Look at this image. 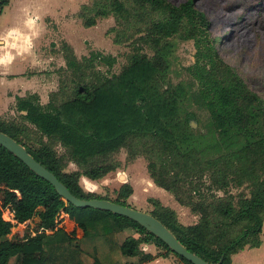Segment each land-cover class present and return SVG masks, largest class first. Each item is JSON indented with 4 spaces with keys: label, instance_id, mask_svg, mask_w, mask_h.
I'll return each instance as SVG.
<instances>
[{
    "label": "trees",
    "instance_id": "16d2710c",
    "mask_svg": "<svg viewBox=\"0 0 264 264\" xmlns=\"http://www.w3.org/2000/svg\"><path fill=\"white\" fill-rule=\"evenodd\" d=\"M9 1L0 0V11ZM111 13L127 26L145 24L122 69L111 72L116 59L112 54L91 50L79 57L72 44L63 40L65 66L58 88L50 91L46 103L36 92L17 95L14 106L19 116L6 119L0 115V130L24 144L75 195L84 198L111 199L85 190L80 178L95 180L117 169L116 151L126 147L129 158L145 155L154 182L189 206L198 220L182 223L174 208L154 198L151 212L189 250L211 263L232 264L233 253L261 242L264 99L221 57L208 16L192 0L178 5L168 0H93L92 4L84 2L80 10L88 27ZM175 38L194 41L195 60L187 66L195 82L190 91L169 77ZM144 45L152 48V54L142 49ZM99 63L109 65L108 71L99 69ZM188 92L206 107L208 132L216 133V142L207 145L209 137L181 116V103ZM69 162L77 168L67 170ZM245 183L248 193L230 192L231 185ZM132 191L124 183L111 200L128 204L125 198ZM77 208L87 207L66 200L48 180L0 144V264H11L12 257L13 264H46L45 245L63 239L79 248L81 239L90 233L85 221L68 218ZM95 209L110 215L105 231L132 227L139 233L126 236L119 246L122 254L138 256L136 264H148L157 257L144 251L141 243L164 247L160 256L174 252L136 220ZM5 210L13 212V217L7 218ZM36 213L39 220L30 225ZM60 232L63 238L51 237ZM174 253L186 264H194ZM91 264L104 263L95 255Z\"/></svg>",
    "mask_w": 264,
    "mask_h": 264
},
{
    "label": "rangeland",
    "instance_id": "374dc122",
    "mask_svg": "<svg viewBox=\"0 0 264 264\" xmlns=\"http://www.w3.org/2000/svg\"><path fill=\"white\" fill-rule=\"evenodd\" d=\"M92 4L93 0H35V6L38 8H48L59 10L57 13L62 15L55 19H48V27L53 31L54 36H48L46 41L40 44L43 52L41 53L40 68L46 72L50 67V59H46V54L55 53L58 57H63L61 52V44L63 40L72 44L76 54L81 57L84 54L89 55L91 50H100L105 54L115 56V62L110 67L111 72H119L123 65L127 63L128 56L132 52L134 42H138L136 36L144 33L145 24L139 25L137 28L127 26L122 20L116 19L111 13L105 17H98L97 22L92 26H85L83 18L80 14L81 5L84 2ZM172 4L178 5L186 0H168ZM194 6L205 12L208 16L210 24L209 30L211 35L216 39V45L221 57L229 63L246 81L248 87L258 93L264 99V0H192ZM236 11H242L238 18H241L243 24L249 29L250 42L244 47H238L234 43V20L237 16ZM67 12L66 14H64ZM15 12L9 11L7 8L2 16L1 22L6 25L14 19ZM229 19H226V18ZM57 22V23H55ZM119 36V37H118ZM118 37V40H116ZM175 46L170 60L169 77L173 83L185 85L188 91L194 88L195 82L187 70V66L195 60V45L193 39L175 38ZM149 54L153 50L148 45L142 48ZM46 51V52H45ZM65 63V59L63 57ZM54 70L59 75L63 74L62 67H58V61H53ZM99 69L108 71L109 65L99 63ZM110 73V72H109ZM59 82V81H58ZM58 88V87H57ZM181 116L188 118L189 122L193 118L196 125L191 126L199 129L204 137H209L205 142L207 145L213 143L217 139L215 132H208L211 127L209 124V114L206 107L197 102L188 92L187 98L181 103ZM6 119L19 116V112L15 109L14 104L7 108L5 112L0 114ZM214 134V138L213 137ZM216 142V141H215ZM61 149V147H59ZM113 158L120 162L117 169L108 172L99 179H89L86 176L80 178V184L87 191L97 192L99 195L109 196L111 199L116 198L120 186L129 183L133 191L125 198L126 202L138 209L152 211L154 203L152 198H164L173 203L174 195L165 188L158 186L148 171V159L143 154H138L133 158L128 157L126 147H122L113 154ZM77 165L69 162L66 169H76ZM206 177L204 176L203 179ZM91 184V185H90ZM93 185V187H91ZM205 189V188H204ZM230 192L237 194L245 191L248 193L247 184L241 186L229 187ZM219 192H222L219 191ZM171 196H170V195ZM167 196V197H166ZM169 198V199H168ZM173 198V199H172ZM169 202V203H170ZM174 204V203H173ZM179 206V202L175 203ZM183 205V204H182ZM189 210L190 207L183 205ZM39 206L38 209H41ZM192 211V210H191ZM193 212V211H192ZM4 215L7 218L13 217V212L5 210ZM68 218L72 220H81L87 223L90 235L81 239L80 247L72 246L66 240L49 243L45 245L48 253L46 264H91L93 257L97 255L104 264H136L138 256L124 255L120 251V241L128 235L138 236L139 233L134 228L128 227L124 230L105 231V226H109L110 215L106 216L100 213L98 209L87 207L85 209H75L68 213ZM39 220L37 213L30 221L33 225ZM198 220V217H197ZM189 221V220H187ZM264 224V223H263ZM263 228V226H262ZM262 232V231H261ZM57 236L62 237V232L51 237L55 239ZM1 239V237H0ZM144 245V246H143ZM144 251H151L160 257V253L165 248L158 246L153 242L141 243ZM263 251L264 247H260ZM172 253L179 264H186L174 252ZM168 254V255H169ZM168 255H162L166 257ZM153 260V259H152ZM15 261V257L11 258V264ZM168 260L166 259V263ZM160 264H164L163 262ZM169 264V263H168Z\"/></svg>",
    "mask_w": 264,
    "mask_h": 264
},
{
    "label": "crops",
    "instance_id": "0c3cea01",
    "mask_svg": "<svg viewBox=\"0 0 264 264\" xmlns=\"http://www.w3.org/2000/svg\"><path fill=\"white\" fill-rule=\"evenodd\" d=\"M35 3V0H10L0 11V114L15 104L17 95L24 96L28 92L38 93L41 102L46 103L50 91L56 90L58 87L59 80L54 70L53 61H58L57 68L65 65L63 57H58L49 51L45 60L50 59L52 61L50 67L46 72L39 67L43 52L40 44L42 46L48 36H54L52 29L48 27L47 20L50 18L57 21L56 19L62 13L59 15L57 8L53 10L40 9L35 6ZM6 8L9 11L13 10L16 14L14 13V19L11 22L4 25L1 19ZM161 201L176 210L178 219L182 223L189 224L197 221L198 214L184 208L181 203L179 206L176 205L175 203L178 202L176 199L173 200L174 204L164 200V198H161ZM260 238L259 245H247L233 253L232 264H264V250L260 249V247H264V224ZM166 259L169 264H179L172 253L166 257H162V255L155 257L148 261V264H160L162 262L165 264Z\"/></svg>",
    "mask_w": 264,
    "mask_h": 264
},
{
    "label": "water",
    "instance_id": "95a60500",
    "mask_svg": "<svg viewBox=\"0 0 264 264\" xmlns=\"http://www.w3.org/2000/svg\"><path fill=\"white\" fill-rule=\"evenodd\" d=\"M190 122L193 126L196 125L195 119L192 118ZM0 144L5 146L9 151L22 159L38 175L48 180L61 196H63L75 206L106 209L121 215H125L136 220L141 225L146 227L147 230L162 238L174 252L184 256L194 264H219V262L211 263L196 252L189 250L188 247L178 239L174 232L150 211L138 209L131 205L122 204L108 198H84L75 195L53 171L38 161L32 155V153L28 151L24 144L3 130H0Z\"/></svg>",
    "mask_w": 264,
    "mask_h": 264
},
{
    "label": "bare ground",
    "instance_id": "6f19581e",
    "mask_svg": "<svg viewBox=\"0 0 264 264\" xmlns=\"http://www.w3.org/2000/svg\"><path fill=\"white\" fill-rule=\"evenodd\" d=\"M242 13V11H236L234 13L235 16H237V18H235L234 20H232L235 24L234 26V43L238 46V47H244L246 45L249 44L250 42V34H249V29H247L245 27V25L243 24V21H241V18H238V15H240ZM226 19H229L228 17ZM263 42H264V38H263Z\"/></svg>",
    "mask_w": 264,
    "mask_h": 264
},
{
    "label": "built area",
    "instance_id": "2783aa9c",
    "mask_svg": "<svg viewBox=\"0 0 264 264\" xmlns=\"http://www.w3.org/2000/svg\"><path fill=\"white\" fill-rule=\"evenodd\" d=\"M144 246V245H143Z\"/></svg>",
    "mask_w": 264,
    "mask_h": 264
}]
</instances>
